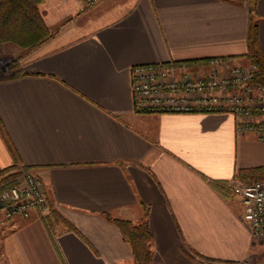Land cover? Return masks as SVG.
<instances>
[{
  "label": "crops",
  "instance_id": "obj_1",
  "mask_svg": "<svg viewBox=\"0 0 264 264\" xmlns=\"http://www.w3.org/2000/svg\"><path fill=\"white\" fill-rule=\"evenodd\" d=\"M40 9L55 36L18 74L0 76V171L15 153L74 229H51L36 209L0 211V264H134L106 214L138 222L145 208L155 264H261L264 238L233 186L240 170L264 166V137L238 131L229 111L144 112L131 77L145 63L249 65V4L44 0ZM255 13L264 57V0Z\"/></svg>",
  "mask_w": 264,
  "mask_h": 264
},
{
  "label": "built area",
  "instance_id": "obj_2",
  "mask_svg": "<svg viewBox=\"0 0 264 264\" xmlns=\"http://www.w3.org/2000/svg\"><path fill=\"white\" fill-rule=\"evenodd\" d=\"M81 1L94 7L103 0ZM208 66L205 73L192 70L186 62L133 66L137 108L144 112L229 111L236 116L238 131L252 130L263 138L264 84L253 81L257 65H229L228 59L217 58ZM233 192L244 204L243 218L252 232L264 238V180L236 179ZM35 209L46 216L51 206L40 175L31 169L0 193V211L9 218L16 214L29 216Z\"/></svg>",
  "mask_w": 264,
  "mask_h": 264
},
{
  "label": "trees",
  "instance_id": "obj_3",
  "mask_svg": "<svg viewBox=\"0 0 264 264\" xmlns=\"http://www.w3.org/2000/svg\"><path fill=\"white\" fill-rule=\"evenodd\" d=\"M245 1L250 6L247 56L258 67L253 81L264 84V57L259 42V20L255 13L257 0ZM43 2L44 0H0V47L6 43H13L32 50L54 37L55 33L47 26L40 9ZM20 71L21 68L15 69L14 67L9 74L2 77L14 76ZM14 157V164L0 171V193L18 183L21 175L32 169L22 164L15 153ZM238 178L245 182L264 180V166L240 170ZM147 212L148 208H145L144 216L138 222L106 214L108 219L118 225L124 238L130 243L134 264H155L152 252L153 237L147 220ZM45 221L51 229L60 222L74 229L73 224L52 207L45 216Z\"/></svg>",
  "mask_w": 264,
  "mask_h": 264
},
{
  "label": "rangeland",
  "instance_id": "obj_4",
  "mask_svg": "<svg viewBox=\"0 0 264 264\" xmlns=\"http://www.w3.org/2000/svg\"><path fill=\"white\" fill-rule=\"evenodd\" d=\"M52 32H54V31H52ZM54 33L56 34V32H54ZM38 47H36V48H38ZM35 49L28 50V49L22 48L16 44H13V43H6V44L2 45L0 47V74L1 73H4V74L10 73V70L14 67H15V69H17V67H18V69L21 68V66L23 65V61L26 58V55L28 53L34 51ZM252 63L253 62L251 61L250 64H252ZM189 67L194 71L202 72V71H198L196 69H193L192 66H189ZM203 73H205V72H203ZM260 263L264 264V254H263V257L260 259Z\"/></svg>",
  "mask_w": 264,
  "mask_h": 264
}]
</instances>
